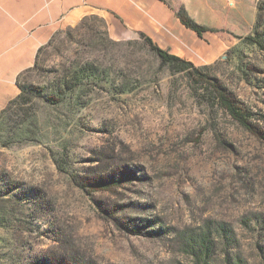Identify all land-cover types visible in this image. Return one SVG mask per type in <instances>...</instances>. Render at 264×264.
I'll return each instance as SVG.
<instances>
[{
  "label": "rangeland",
  "instance_id": "rangeland-1",
  "mask_svg": "<svg viewBox=\"0 0 264 264\" xmlns=\"http://www.w3.org/2000/svg\"><path fill=\"white\" fill-rule=\"evenodd\" d=\"M178 12L207 31L168 52L211 69L171 71L90 15L18 76L0 115V264H264V49L246 41L260 19L264 46V0Z\"/></svg>",
  "mask_w": 264,
  "mask_h": 264
},
{
  "label": "crops",
  "instance_id": "crops-1",
  "mask_svg": "<svg viewBox=\"0 0 264 264\" xmlns=\"http://www.w3.org/2000/svg\"><path fill=\"white\" fill-rule=\"evenodd\" d=\"M184 0H0V114L19 95L18 76L33 67L36 55L54 35L96 15L109 29L127 30L184 51L197 44L176 13Z\"/></svg>",
  "mask_w": 264,
  "mask_h": 264
},
{
  "label": "trees",
  "instance_id": "trees-1",
  "mask_svg": "<svg viewBox=\"0 0 264 264\" xmlns=\"http://www.w3.org/2000/svg\"><path fill=\"white\" fill-rule=\"evenodd\" d=\"M176 16L180 23L186 27L187 29L192 30L196 33L198 37H201L204 32L207 31L205 27L199 26L192 22L187 16L183 14V12H177ZM86 17L81 20V22L77 26H83L84 22L86 21ZM261 25L260 19L258 20L256 26H255V32L253 36L247 37L246 41L249 44L258 46L260 49L264 46L261 43L260 33L258 31V28ZM140 38L144 42V44L149 48V50L159 59L161 65H167L171 71L174 72H196L199 74L200 70H209L212 68V66H205L201 69L194 68L191 62H188L174 54L169 53L168 51H165L161 48H159L157 45L154 44V42L147 36L140 34ZM43 47H41L42 49ZM38 53L40 52V50ZM38 53L36 55V59L38 56ZM36 66V60L32 68ZM31 69V68H30ZM29 69V70H30ZM204 77L199 80H205L206 82H211L210 77L207 74H203ZM216 87V85H214ZM214 101H218V105L220 108H222L241 128L244 130L252 133V134H260L257 130V127L253 123L252 117L253 113L252 111L248 110V112H243L242 109H240L237 105V101L233 97H229V95L226 93L225 89H219L218 87L215 88L214 93H210V95ZM20 95H18L14 100H12L7 107L15 100L19 99ZM6 107V108H7ZM5 108V109H6ZM5 109L1 112V114L5 111ZM0 114V115H1ZM208 236L203 237L200 248L201 249H208Z\"/></svg>",
  "mask_w": 264,
  "mask_h": 264
}]
</instances>
